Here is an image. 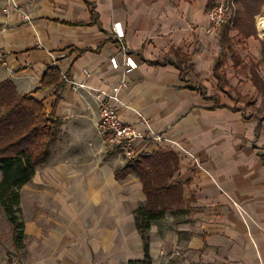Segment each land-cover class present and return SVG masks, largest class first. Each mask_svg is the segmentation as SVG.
Returning a JSON list of instances; mask_svg holds the SVG:
<instances>
[{
    "label": "crops",
    "instance_id": "0c3cea01",
    "mask_svg": "<svg viewBox=\"0 0 264 264\" xmlns=\"http://www.w3.org/2000/svg\"><path fill=\"white\" fill-rule=\"evenodd\" d=\"M221 1L15 0L29 15L27 23L11 9L5 15L7 0H0V83L10 81L18 95L39 101L60 121L47 162L20 190V205L29 194L32 207L23 214L22 264H127L143 258L134 210L145 193L134 173L115 177L127 164L101 143L96 93L76 92L65 83L58 96L54 87L34 92L52 66L92 89L113 92L120 82L109 64L118 52L115 22H121L138 65L119 91V116L134 124L141 113L201 165L168 145L134 143L138 159L168 153L178 161L172 180L181 186L183 203L150 227L151 264H264V152L258 149L264 141L258 137L264 79L256 59L262 50L258 34L244 37L230 27L231 46L222 53L219 33H206L208 10ZM233 37L248 45L255 65L232 51ZM177 53L192 64L183 79L171 64ZM249 108L256 112L248 114Z\"/></svg>",
    "mask_w": 264,
    "mask_h": 264
},
{
    "label": "trees",
    "instance_id": "16d2710c",
    "mask_svg": "<svg viewBox=\"0 0 264 264\" xmlns=\"http://www.w3.org/2000/svg\"><path fill=\"white\" fill-rule=\"evenodd\" d=\"M262 5L264 0H234L236 11L230 22L232 28L244 37L254 35L253 19ZM90 10L92 23L97 24L91 7ZM227 22L219 32L222 53L231 46ZM171 64L180 70L181 79L183 73L192 71L187 57L179 53L176 62ZM60 75L56 67L48 68L34 92L54 87L58 96L57 91L64 83ZM14 88L8 80L0 83V211L10 226L15 251L20 252L25 248L20 190L32 181L36 167L47 162L49 147L59 133L60 121L53 114L47 115L39 101L29 95H18ZM177 163L173 154L154 153L135 161L128 160L127 165L115 172L117 180L134 173L140 179L146 197L145 202L134 210V225L142 237L143 258L130 260L127 264H151L150 227L183 203L181 186L172 180Z\"/></svg>",
    "mask_w": 264,
    "mask_h": 264
},
{
    "label": "built area",
    "instance_id": "2783aa9c",
    "mask_svg": "<svg viewBox=\"0 0 264 264\" xmlns=\"http://www.w3.org/2000/svg\"><path fill=\"white\" fill-rule=\"evenodd\" d=\"M13 10L27 23H30L29 15L15 2V0H7V6L2 10L8 14ZM234 0H222L214 4L207 13L208 26L206 33L216 35L220 32L221 26L234 16ZM5 29H2V31ZM112 32L117 42L118 52L109 58L111 68L120 73V82L113 92L104 91L103 89H92L85 83L74 81L69 75L60 73L61 80L68 84L73 91L81 89H90L96 93V99L99 105V120L97 122V131L103 147L110 151L119 153L125 161H135L139 158V153L134 147L135 142L164 144L177 150L181 154L189 157L197 167L201 168L199 161L194 153L190 152L180 141L173 139L169 135L156 132L150 121L141 113H137V122L132 124L125 122L119 116V108L121 99L119 91L127 87L126 77L135 70L138 65L132 57L128 47L124 43V31L121 22L112 24ZM5 64L4 52L0 48V66ZM85 75L89 76V72L84 70ZM237 207L236 203L233 202ZM240 214L244 211L237 207Z\"/></svg>",
    "mask_w": 264,
    "mask_h": 264
},
{
    "label": "rangeland",
    "instance_id": "374dc122",
    "mask_svg": "<svg viewBox=\"0 0 264 264\" xmlns=\"http://www.w3.org/2000/svg\"><path fill=\"white\" fill-rule=\"evenodd\" d=\"M236 9H237V6H236ZM234 16L232 17L231 20L228 21L229 22L228 29H230V27H231V29H232L231 31H237V30L232 28V25L230 23L233 21ZM260 19H264V10L262 8H260L257 15L254 16L253 27H254L255 35L258 34L256 44H258L257 46L260 47V50H262V53H260L258 56H256V59L261 60V61L258 60L259 61L258 72L263 76V79H264V62L262 61L263 60L262 56H264V34L261 33V31L259 30V27H258V25H259L258 23H259ZM228 22H227V24H228ZM232 39L234 41V47H233L234 49L232 51L234 53L237 52L238 54L241 51L242 52L241 54L243 56L247 55L246 57H244V59L248 60V63L251 62V64H254L252 62V60L256 61V59L250 53V51H249L250 49H249L248 45L244 41H241L236 37H233ZM226 54L229 55V53H226ZM259 67H261V68H259ZM228 73H230V72H228ZM240 92L245 93L246 89H241ZM244 105H246V104L244 103ZM244 105L242 104L239 106H244ZM259 106H261V107L256 108V111L257 112H261V111L263 112L262 104L261 105L259 104ZM250 110H251V112H256V111H254L253 108L252 109L249 108L248 114L250 113ZM261 113H260V115H261ZM258 133H259L258 137L260 135H264V122H263L262 127L258 130ZM258 149H259L260 154H262L264 152V141L262 139H260L258 141ZM24 198H23V202H22L23 205H20L22 219H25V218H23L24 211H26L28 214V212H30V210L32 208L29 201H28L29 200V194H25ZM25 200H27V203L24 202ZM238 212H239V210H238ZM240 215H242V214H240ZM5 219L6 218H4V215L0 211V264H22L21 257L23 255V252H22V250L20 252L15 251V248H14L12 241H11V233L12 232L10 230L9 224L7 223V221Z\"/></svg>",
    "mask_w": 264,
    "mask_h": 264
},
{
    "label": "bare ground",
    "instance_id": "6f19581e",
    "mask_svg": "<svg viewBox=\"0 0 264 264\" xmlns=\"http://www.w3.org/2000/svg\"><path fill=\"white\" fill-rule=\"evenodd\" d=\"M258 24L259 30L264 34V19H260Z\"/></svg>",
    "mask_w": 264,
    "mask_h": 264
}]
</instances>
